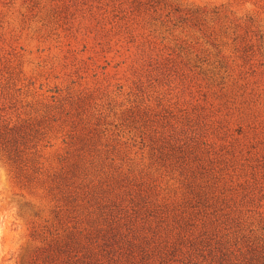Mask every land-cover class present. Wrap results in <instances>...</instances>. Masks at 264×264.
I'll use <instances>...</instances> for the list:
<instances>
[{
    "label": "rangeland",
    "instance_id": "1",
    "mask_svg": "<svg viewBox=\"0 0 264 264\" xmlns=\"http://www.w3.org/2000/svg\"><path fill=\"white\" fill-rule=\"evenodd\" d=\"M0 264H264V0H0Z\"/></svg>",
    "mask_w": 264,
    "mask_h": 264
},
{
    "label": "trees",
    "instance_id": "2",
    "mask_svg": "<svg viewBox=\"0 0 264 264\" xmlns=\"http://www.w3.org/2000/svg\"><path fill=\"white\" fill-rule=\"evenodd\" d=\"M5 132L0 131V149L4 151H16V147L14 146L16 144L15 139H5Z\"/></svg>",
    "mask_w": 264,
    "mask_h": 264
}]
</instances>
